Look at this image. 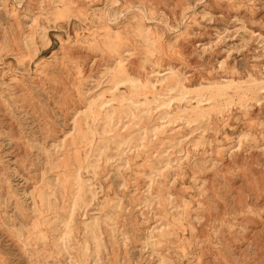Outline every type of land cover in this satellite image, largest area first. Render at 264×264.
<instances>
[{"label":"rangeland","instance_id":"obj_1","mask_svg":"<svg viewBox=\"0 0 264 264\" xmlns=\"http://www.w3.org/2000/svg\"><path fill=\"white\" fill-rule=\"evenodd\" d=\"M0 264H264V0H0Z\"/></svg>","mask_w":264,"mask_h":264},{"label":"bare ground","instance_id":"obj_2","mask_svg":"<svg viewBox=\"0 0 264 264\" xmlns=\"http://www.w3.org/2000/svg\"><path fill=\"white\" fill-rule=\"evenodd\" d=\"M116 2H119V0H114V3H116ZM78 4V3H77ZM87 5V4H86ZM84 8V7H83ZM84 10V9H83ZM76 12V11H75ZM77 13V12H76ZM79 16V15H78ZM80 17V16H79ZM105 18L106 19H104V20H107V17L105 16ZM107 29V28H106ZM107 30H109V29H107ZM106 32V31H105ZM110 32V31H109ZM121 36H122V31L121 32H117L115 35H114V41L112 40H110V42H105L104 41V47L106 48V49H110V50H112L113 49V51L115 52V57H113V62H114V60H118L116 63H117V66H116V64H115V68L117 67V69H119L120 70V73H121V75H125L126 74V72H125V70H124V65L123 64H121L122 63V60L120 59L121 58V56H120V54H121V52H122V50L121 51H119L121 48V44H123V40L124 39H121ZM127 61V60H126ZM124 63H126V62H124ZM227 82V86H231L232 84H234V80H228V81H226ZM190 85H188V84H185V85H181V88L182 89H185V88H187V87H189ZM226 86V87H227ZM207 89H215V90H221V89H223V88H216V87H214V86H208L207 87ZM66 177H63V189L65 188V183H64V179H65ZM243 183H247V180L246 179H244L243 181H242ZM246 198H247V196H246ZM239 201H238V205L237 204H233V206L232 205H229V204H224V206H223V209L221 208V206L220 205H217L216 206V212H214V209L212 208V207H208L207 209H206V219H207V221H209L210 220V218L211 217H214V216H217V217H220L222 214H228V212H230L229 210H233L234 212L235 211H237V210H243L244 208H246L247 207V205H248V202L246 201V199H244L243 197H241V198H239L238 199ZM221 211H223V212H221ZM243 218H245V217H247V213H243ZM205 220V219H204ZM251 231V230H250ZM251 233V232H250ZM254 234V233H253ZM38 237H40V236H38ZM243 245V244H242ZM240 250H242V249H240ZM237 252H240V251H237ZM241 254H244V252L243 253H241Z\"/></svg>","mask_w":264,"mask_h":264}]
</instances>
